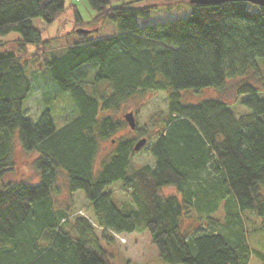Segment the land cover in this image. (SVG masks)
Here are the masks:
<instances>
[{
  "label": "trees",
  "instance_id": "obj_1",
  "mask_svg": "<svg viewBox=\"0 0 264 264\" xmlns=\"http://www.w3.org/2000/svg\"><path fill=\"white\" fill-rule=\"evenodd\" d=\"M66 1L0 0V36L20 34L12 41L20 50H0V175L14 169L16 141L23 151L37 153L39 174L37 183L7 182L0 189V264H112L102 242L113 244L115 236L138 227L148 231L158 255L169 263L251 264L255 256L264 264V252L249 248L242 229L231 238L212 229L216 219L209 216L228 204V195L242 213L264 216V78L257 61L264 58V6L87 0L95 17L85 21L78 0ZM170 4L187 5L189 16L139 24L153 9ZM70 7L73 29L52 38L62 39V45L50 50L45 62L58 96L67 94L78 115L57 129L49 109L37 121L25 115L32 85L22 59L28 45L40 49L50 41L41 38L33 20L50 25ZM100 18L114 22L117 32L91 36ZM82 28L90 31H77ZM230 87L249 113L236 115L218 98L181 101L184 89L222 94ZM145 90H169L162 129L150 146L155 164H132L134 144L142 137L148 143L150 131L136 127L138 137L115 139V149L96 168L100 141L126 124L112 114ZM60 174L70 193H84L93 219L55 207ZM115 182L129 192L127 207L110 189ZM168 187L175 193L163 194ZM29 232L34 235L16 244ZM42 239L45 245L38 244Z\"/></svg>",
  "mask_w": 264,
  "mask_h": 264
},
{
  "label": "rangeland",
  "instance_id": "obj_2",
  "mask_svg": "<svg viewBox=\"0 0 264 264\" xmlns=\"http://www.w3.org/2000/svg\"><path fill=\"white\" fill-rule=\"evenodd\" d=\"M67 0V4H68ZM77 1V0H75ZM135 0H111V5H118L123 2H130ZM77 10L85 21H90L95 17V11L91 8L87 0H78L76 2ZM170 7L169 9H167ZM190 9L187 5L170 4L169 6H161L158 9H153L147 19H140V25H150L155 23H162L178 18H185L189 16ZM75 21L73 8H68L63 11L60 17L50 25H45L40 18L33 20V25L41 32L43 40H50L49 43L40 45L37 49L35 45H28L25 48V56L22 62H26V77L32 85L27 100L24 102L23 111L25 115L32 121H37L39 115L45 110H50V115L53 119L54 126L58 129L65 125L70 119L78 115V111L74 110L72 106L73 100L67 94L59 97L53 83V75L51 67L45 61H49L50 50L60 47L61 41L51 42L52 38L63 36L73 29ZM99 28L98 31L91 33V36H107L117 32V25L109 20L100 18L96 24L91 28ZM20 34L11 32L8 35L0 36V50L18 51ZM261 74L264 78V58L257 59ZM250 82L257 88L261 85L257 79L252 78ZM169 90H145L140 91L133 97L129 98L122 104L118 112L113 113L114 118L123 119V115L132 111L136 120L138 129H149L148 143L140 150H137L136 155L132 160V164L136 167L155 164V158L150 152V146L155 142L156 136L162 129L163 120L167 113ZM181 101L184 104H197L203 100L218 98L227 101L233 112L249 113L250 110L239 104V97L236 95V89L230 87L222 94H219L214 89L203 88L199 90L184 89L180 91ZM262 95V93H261ZM45 97H50V103L45 101ZM72 117V118H71ZM125 121V120H124ZM125 127L117 132L113 137L100 141V150L96 157V168H100L102 162L107 159L108 155L115 149L117 144L115 139L124 138L130 139L138 137V132L130 129L125 121ZM147 139V137H145ZM12 157L14 161V169L3 175H0V189L7 182L26 181L37 183L39 174L34 165L37 153L25 152L21 149L19 143L16 141L12 150ZM121 182H115L110 186L114 197L118 204L127 207L130 202L129 192L123 190ZM163 194L175 193L173 188H164ZM55 207L57 209H68V213L72 216H86L93 219L92 210L87 202L82 191L70 193L67 189V179L64 174H60L58 178V191L54 196ZM229 204V205H228ZM227 201H224L217 212L209 214L210 217H215L216 222L212 229L220 231L227 236L236 235L242 229L246 242L250 249H257L264 252V216H259L255 212L238 210L235 201L228 195ZM206 220V219H205ZM205 220L203 221L205 223ZM198 224L196 220L193 221ZM100 229H97V235H100ZM41 235L39 232L37 233ZM33 232L20 235L16 244H23V239L33 236ZM242 235V234H240ZM122 237L124 243L120 241ZM237 237V235H236ZM232 238V237H231ZM19 242V243H18ZM39 245H45L46 240L42 239L38 242ZM102 245L111 252L112 264H182L169 263L164 261L158 255V252L152 244L150 235L143 227H138L132 233L115 236L113 244ZM259 261L255 256L251 257L250 263L257 264Z\"/></svg>",
  "mask_w": 264,
  "mask_h": 264
},
{
  "label": "water",
  "instance_id": "obj_3",
  "mask_svg": "<svg viewBox=\"0 0 264 264\" xmlns=\"http://www.w3.org/2000/svg\"><path fill=\"white\" fill-rule=\"evenodd\" d=\"M230 1H244L259 6H264V0H190L191 3H196L201 5H216ZM77 31H82L85 33L89 32V30L83 28L80 30L78 29ZM123 118L127 122L130 129H135L137 127L134 113L132 111L125 113L123 115ZM146 141L147 139L145 137H142L139 140H137V142L134 144V150L135 151L140 150L146 144Z\"/></svg>",
  "mask_w": 264,
  "mask_h": 264
}]
</instances>
